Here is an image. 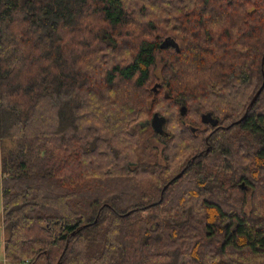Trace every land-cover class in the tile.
I'll use <instances>...</instances> for the list:
<instances>
[{
    "label": "trees",
    "instance_id": "16d2710c",
    "mask_svg": "<svg viewBox=\"0 0 264 264\" xmlns=\"http://www.w3.org/2000/svg\"><path fill=\"white\" fill-rule=\"evenodd\" d=\"M263 80L264 0H0L5 259L264 264Z\"/></svg>",
    "mask_w": 264,
    "mask_h": 264
},
{
    "label": "rangeland",
    "instance_id": "374dc122",
    "mask_svg": "<svg viewBox=\"0 0 264 264\" xmlns=\"http://www.w3.org/2000/svg\"><path fill=\"white\" fill-rule=\"evenodd\" d=\"M1 181H0V264H28L26 261H9L4 257V246H3V221H2V199H1ZM35 264H46L44 259L38 260Z\"/></svg>",
    "mask_w": 264,
    "mask_h": 264
},
{
    "label": "water",
    "instance_id": "95a60500",
    "mask_svg": "<svg viewBox=\"0 0 264 264\" xmlns=\"http://www.w3.org/2000/svg\"><path fill=\"white\" fill-rule=\"evenodd\" d=\"M158 85H160V83H158ZM153 87H154V89H157V84H155ZM263 87H264V80H263V83L261 84V86L259 87V89L256 91V93L252 97V100L250 101V105L253 104V102L256 100V98L260 94V92L263 89ZM185 111H186V107L185 106H181V114H184ZM154 120H156V119H153V122H154ZM160 125H162V122L160 123ZM193 130H194V128H193ZM180 175H181V172H179L176 176L178 177Z\"/></svg>",
    "mask_w": 264,
    "mask_h": 264
},
{
    "label": "flooded vegetation",
    "instance_id": "af4514ba",
    "mask_svg": "<svg viewBox=\"0 0 264 264\" xmlns=\"http://www.w3.org/2000/svg\"><path fill=\"white\" fill-rule=\"evenodd\" d=\"M150 124L152 125V127L154 128L155 131H158V132L161 131V128H160L161 126L158 125L157 120H154V122H153V120H151Z\"/></svg>",
    "mask_w": 264,
    "mask_h": 264
},
{
    "label": "crops",
    "instance_id": "0c3cea01",
    "mask_svg": "<svg viewBox=\"0 0 264 264\" xmlns=\"http://www.w3.org/2000/svg\"><path fill=\"white\" fill-rule=\"evenodd\" d=\"M3 238H4V236H3Z\"/></svg>",
    "mask_w": 264,
    "mask_h": 264
}]
</instances>
